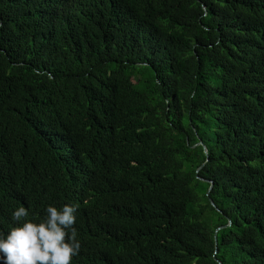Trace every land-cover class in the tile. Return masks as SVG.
<instances>
[{
    "label": "trees",
    "instance_id": "1",
    "mask_svg": "<svg viewBox=\"0 0 264 264\" xmlns=\"http://www.w3.org/2000/svg\"><path fill=\"white\" fill-rule=\"evenodd\" d=\"M49 204L72 264H264V0H0V232Z\"/></svg>",
    "mask_w": 264,
    "mask_h": 264
},
{
    "label": "clouds",
    "instance_id": "2",
    "mask_svg": "<svg viewBox=\"0 0 264 264\" xmlns=\"http://www.w3.org/2000/svg\"><path fill=\"white\" fill-rule=\"evenodd\" d=\"M76 211L71 204H49L37 222L29 219L25 207H18L12 213L15 226L0 232V264H72L80 250Z\"/></svg>",
    "mask_w": 264,
    "mask_h": 264
},
{
    "label": "water",
    "instance_id": "3",
    "mask_svg": "<svg viewBox=\"0 0 264 264\" xmlns=\"http://www.w3.org/2000/svg\"><path fill=\"white\" fill-rule=\"evenodd\" d=\"M198 145H201L202 147H203V149H204V152L206 153V148H205V146L202 144V143H199ZM210 203H211V205L212 206H214V204H213V202L210 200ZM219 230V229H218ZM216 239V238H215Z\"/></svg>",
    "mask_w": 264,
    "mask_h": 264
}]
</instances>
